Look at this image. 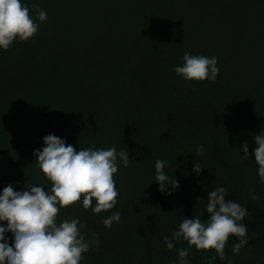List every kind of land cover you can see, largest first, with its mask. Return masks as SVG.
<instances>
[{
    "label": "trees",
    "instance_id": "obj_1",
    "mask_svg": "<svg viewBox=\"0 0 264 264\" xmlns=\"http://www.w3.org/2000/svg\"><path fill=\"white\" fill-rule=\"evenodd\" d=\"M22 3L38 4L48 19L34 39L0 48V193L9 184L50 189L33 155L49 134L77 150L124 149L130 163L114 174L115 208L94 214L81 198L60 211L58 222L79 218L85 240H99L80 264H180L178 250L189 245L174 240L168 250L164 237L172 239L184 218L206 220L215 187L248 210L249 239L233 255L239 238L231 236L227 259L212 264H264V182L253 154L254 136L264 132V0ZM185 52L217 57L216 81H192L189 89L174 72ZM157 159L178 187L159 191ZM114 212L121 221L105 228ZM5 236L11 244L12 234ZM190 253L188 264L215 255L195 246Z\"/></svg>",
    "mask_w": 264,
    "mask_h": 264
},
{
    "label": "clouds",
    "instance_id": "obj_2",
    "mask_svg": "<svg viewBox=\"0 0 264 264\" xmlns=\"http://www.w3.org/2000/svg\"><path fill=\"white\" fill-rule=\"evenodd\" d=\"M47 19V12L36 3L29 5L22 3V0H0V48L7 51L17 39L22 42L34 39L40 24ZM182 61L174 72L183 78L189 89L193 87L192 81L214 82L219 75L218 58L215 56L209 58L185 52ZM254 141L257 145L253 153L258 165L257 174L264 182V132L255 135ZM43 142L44 146L36 149L33 155L37 167L50 182V189L45 190L43 185H28L23 191H16L9 184L0 193V222L7 224L6 227L0 225V264H80L92 244L99 248V240H85L86 234H82L81 230L86 225L79 218L58 222L61 209L74 206L83 198V208H91L94 214H99L115 208L118 202L119 192L114 174L118 172L120 164L125 168L129 166L127 150L118 152L115 147L77 150L53 134L43 137ZM241 147L243 159L248 160L247 142H243ZM203 151V145L195 149L197 155H202ZM166 166L164 160L157 159L155 162V180L161 192H166L169 185L173 188L179 186L176 179L169 183L164 171ZM202 169L198 162L194 163L193 171L196 174ZM226 196L225 187L213 188L207 198L208 218H184L179 229L172 232V239L164 237L168 250L175 247L174 240L183 239L189 245L178 250L180 264H188L187 257L191 254L192 246L197 251L214 250L215 255L208 258V264H212L217 256L221 260L227 259L225 248L231 236L239 238V242L232 247L233 255L239 254L248 243V229L242 223L249 215L248 210L239 203L227 200ZM251 199L258 201L260 196L252 193ZM120 221L121 213L114 212L102 223L110 229L114 222ZM9 232L12 234L11 244L5 236ZM93 235L95 237L96 234ZM228 264H232V261L229 260Z\"/></svg>",
    "mask_w": 264,
    "mask_h": 264
}]
</instances>
